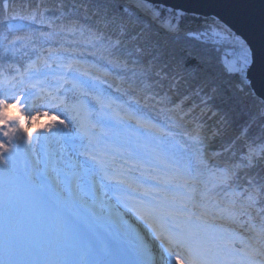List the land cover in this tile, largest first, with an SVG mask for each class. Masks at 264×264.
I'll return each instance as SVG.
<instances>
[{
    "label": "trees",
    "instance_id": "trees-1",
    "mask_svg": "<svg viewBox=\"0 0 264 264\" xmlns=\"http://www.w3.org/2000/svg\"><path fill=\"white\" fill-rule=\"evenodd\" d=\"M214 30L228 40L209 38ZM235 38L213 17L142 0H0V99L12 97L29 77L51 81L54 70L85 77L112 104L131 107L142 121L160 127L144 129L172 145L169 156L157 161L175 171L165 172L162 183L177 180L189 192L188 182L200 183L207 209L224 205L231 188L259 185L264 218V103L243 73L225 66V57L230 60L237 48ZM249 146L260 149L255 163L227 183L211 177L214 165L238 163ZM23 153L14 151L9 168H0V264H37L29 257L46 254L62 264L57 249L66 227L56 222L37 175L24 182ZM208 153L214 154L209 164ZM51 159L45 157L41 171L51 168L56 178L58 166ZM261 226L243 248L250 260L249 253L264 249ZM235 232L228 228L230 235ZM74 245L64 244L69 251Z\"/></svg>",
    "mask_w": 264,
    "mask_h": 264
},
{
    "label": "rangeland",
    "instance_id": "rangeland-1",
    "mask_svg": "<svg viewBox=\"0 0 264 264\" xmlns=\"http://www.w3.org/2000/svg\"><path fill=\"white\" fill-rule=\"evenodd\" d=\"M207 36L216 42L228 40L225 34L215 30ZM235 40H237L239 47L232 51L228 66L244 74L250 63L249 52H247L246 46H242L239 38H235ZM235 53L237 54L235 55ZM51 74L54 83L50 85L45 80L42 83L53 88L61 85L58 88L60 95L66 96L69 101L81 100L87 105L92 121L98 126L97 131L99 132L100 128L104 130V134L101 136L100 148L103 147L108 150V152L102 151L103 160L108 166L107 176L105 170H102L100 166H93L92 159L85 154L92 151V149L86 146L87 142L85 140L79 138L65 136L62 141L58 142L55 134L50 137L45 136L47 133L38 134L39 141L37 142L34 137L32 149L23 153L24 159L20 162H22L21 166L25 171L22 175L24 182L32 183L31 176L37 175L39 183L41 186L44 185L45 191L51 196L48 200L49 197L45 194V200L50 201L51 207L55 208L58 213L57 216L55 215L56 222L61 220L66 226L67 235L61 240L64 244H67V242L71 245H74L75 242L78 243L72 246L73 250L71 251L64 244L57 249L62 264H173V258L164 243L159 241L160 238L155 232H151L146 221L139 218L131 211L130 207L124 206L125 203L131 204L140 199H145L150 200L153 205L163 204L170 207L185 218L187 214L191 213L192 208L187 202V190L183 188L185 187L184 184H182L183 187L179 183L175 185L161 184L157 187L147 179L155 176L163 177L164 172H169L166 168L157 166L153 161L154 158L162 159L166 154L170 144L168 139L167 148L164 151L161 142L153 138L154 136L148 135V132L141 128H136L134 125L117 119L124 114L140 119L129 107L124 109H119L116 106L109 107L111 108L109 115L114 114V120L108 118L101 121V116L105 114L104 107L107 102L114 101L112 98L106 94L96 92L90 85V81L88 82L81 77L76 78L72 74H63L59 71H52ZM31 82H34L32 77L28 80V86L21 85L17 87V93L15 94L17 98L23 97L22 104L27 105L25 109L27 114L35 115L37 111H52L53 109L43 99L44 94L30 87ZM74 85L77 87H74ZM39 96L40 99H37ZM99 101H103L104 105ZM59 115L66 116V113L61 109ZM33 131L35 132V129ZM105 134L109 135L104 136ZM105 138L109 139L110 142L108 140L103 141ZM25 143H27L26 140ZM46 145L50 148V152L46 153ZM256 148L249 146L240 163H248L250 160H254V156L260 152V149ZM33 150L36 157H38V164L34 159ZM213 155V153H208L206 156L207 164L214 158ZM45 156H50L51 160L58 166V177L55 178L51 173L41 171V164L45 162ZM109 161L115 165L110 167ZM222 166L223 164L218 163L212 168L211 177L217 182L223 179L218 176ZM232 167L235 169V165ZM230 172L234 171L225 173L229 175ZM141 173H144V175H141ZM109 177L115 178L110 179ZM133 177L136 182L141 184L137 189V193L127 190L124 187L126 183L122 182V180L127 181ZM149 187L153 188L154 191L150 195H145L144 189ZM246 187L248 190H243V192H236L234 188L228 191V197L232 198L230 205L233 210L229 213L228 210L224 211L226 217L236 216V221L239 223V210L245 209L246 205H251L252 207H250L253 209L251 211L254 221L240 217L238 226L241 229L237 227V224L228 223L229 226L232 225L238 228L234 235H230L228 227L222 225V221L219 219L223 217L216 216L214 220H208L206 225L191 219L194 227L206 231L213 238V251L217 254V259L235 261L236 264L241 261L247 264L250 259L241 251H232L227 244L225 245L222 241V232L227 240L231 239L239 243L243 240V245H247V241L249 243L255 241V235L259 234V225L262 223L260 213L255 214L256 211L261 210L256 205L260 193L259 185L251 184ZM191 191L194 198L199 197L196 195L195 190ZM33 193L34 191L29 192V196L31 197ZM188 195L190 198L191 194L188 193ZM125 196L133 197V199L126 201L123 199ZM176 196L179 198L178 201H175ZM152 197H155V199H152ZM249 197L252 199H249ZM190 204H192V201ZM222 206L226 208L222 204H219L216 208ZM115 211H118L122 218H114L113 212ZM227 214L229 215L227 216ZM165 220L171 225L173 218L165 217ZM256 222L257 224L261 223L255 226ZM251 227H255L256 231H251ZM74 236L78 238L74 239ZM86 247L89 249H85ZM33 253L37 255V253ZM26 256L28 255L23 252L22 257ZM29 259L32 262H37V264H54L58 261L56 259L51 260V257L49 258L47 254L39 258L32 256ZM77 260L79 261L77 262Z\"/></svg>",
    "mask_w": 264,
    "mask_h": 264
},
{
    "label": "snow or ice",
    "instance_id": "snow-or-ice-1",
    "mask_svg": "<svg viewBox=\"0 0 264 264\" xmlns=\"http://www.w3.org/2000/svg\"><path fill=\"white\" fill-rule=\"evenodd\" d=\"M224 63L225 66L229 65L230 61L227 57H225ZM30 87L38 90L39 93H43V99L53 110L37 111L35 115H28L25 111L27 105L22 104L23 97L12 96L8 99H0V168H9L14 151L32 149L34 137L38 142V134L47 133L46 137L55 134L58 142L62 141L65 136L85 140L86 146L92 149L85 154L95 160L96 164L105 170L107 176L108 166L97 155V152L103 151L100 149V145L104 130L100 128L99 132L97 131L98 126L92 121L87 105L81 100L69 101L66 96L60 95L58 88L61 85L53 88L44 83L31 82ZM74 87L77 86L74 85ZM99 102L104 105L103 101ZM61 109L66 113V116L59 115ZM137 123L139 124L140 121ZM45 151L46 153L51 151L47 145ZM33 156L38 164L39 160L34 150ZM47 171L51 172L52 169L49 168ZM152 178L165 182L162 177L155 176ZM122 182L126 183L133 192L141 186L134 177L127 181L122 180ZM153 191L154 189L151 187L144 189L145 195H150ZM123 199L130 201L133 197L125 196ZM249 199L252 198L249 197ZM124 206L130 207L131 211L139 218L147 221L153 227L156 235L163 241L173 258V264H236L235 261L217 259V254L213 251V238L206 231L194 227L190 218L184 219L181 214L170 207L163 204L153 205L150 200L145 199H140L131 204L125 203ZM113 216L116 219L122 218L118 211L113 212ZM166 216L173 217L171 225L166 222ZM250 230L256 231L255 227H251ZM261 233L264 234V218H262ZM225 243L232 251H243V249H235V240H226ZM240 243L243 244V240ZM249 255L253 258L247 264H264V249L254 250ZM256 255H260L261 259L256 260L254 258ZM239 264H244V262L241 261Z\"/></svg>",
    "mask_w": 264,
    "mask_h": 264
},
{
    "label": "water",
    "instance_id": "water-1",
    "mask_svg": "<svg viewBox=\"0 0 264 264\" xmlns=\"http://www.w3.org/2000/svg\"><path fill=\"white\" fill-rule=\"evenodd\" d=\"M188 15L213 17L247 47L245 71L252 93L264 103V0H142Z\"/></svg>",
    "mask_w": 264,
    "mask_h": 264
},
{
    "label": "bare ground",
    "instance_id": "bare-ground-1",
    "mask_svg": "<svg viewBox=\"0 0 264 264\" xmlns=\"http://www.w3.org/2000/svg\"><path fill=\"white\" fill-rule=\"evenodd\" d=\"M227 36V35H226ZM237 47H239V44H237ZM249 58H250V56H249ZM246 71V70H245ZM245 71H244V74H245ZM123 117H125L126 119H130L132 122H133V124H135V126H141V127H143V128H153L151 125H152V122L151 121H149V120H144V121H142V119H135V118H132V117H130V116H127V115H123ZM137 121H140V123L138 124L137 123ZM149 123H151V124H149ZM142 124H144V125H142ZM154 130V129H153ZM261 146V145H260ZM256 147H258V146H256ZM248 148V147H247ZM247 148H246V150H245V152H247ZM254 148V147H253ZM262 148V147H261ZM264 148V147H263ZM257 153V152H256ZM255 158H256V156H254V160H250L248 163L246 162H244L243 163V167H247L248 165H250L251 164V162H255ZM235 165V169L232 167V166H234ZM229 167H231V168H229ZM239 167H238V164H237V162H234V163H223V166H222V169L220 170L221 172H219L218 173V176L219 177H221V178H223L222 179V181L223 182H230V181H232L233 180V178L235 177V175H236V172H238L239 171ZM224 170V171H223ZM229 171H234V172H230V174L229 175H227L225 172H229ZM192 186V185H191ZM191 186H188V188H190ZM196 189H197V191L199 190L198 189V187H196ZM234 190L235 191H242L243 192V190L244 191H246V190H248L247 189V187L246 186H244L243 188H241V189H238V188H234ZM197 196H199L197 199V202H198V204H197V207L200 209V212L201 213H204L205 214V212H208L209 213V211L211 210V209H207V208H205L204 206H203V203H201L202 202V200H200L201 198H202V191H199L198 193H197ZM232 196V195H231ZM253 201V200H252ZM256 205L258 206V207H260V203H259V199L258 200H256ZM247 207L245 208V209H241V210H239L240 212L238 213L239 214V224H240V217H245V218H248L249 220H252V221H254L253 220V213H252V211L251 210H253L251 207V205H246ZM251 206V207H250ZM251 208V209H250ZM259 209H261V207L259 208ZM254 211H256V210H254ZM260 213V217L262 218V211L261 210H258V211H256L255 212V214H259ZM255 214H254V216H255ZM216 216H218L219 218H221V217H223L222 219H219L220 221H222V225H226L228 228H233V226L231 225V226H229L228 225V223L229 222H231V223H233L232 222V220H230V218L229 217H226V215L224 216V214L222 213V212H219L218 214H215V217ZM235 219H236V216H235ZM257 219V218H256ZM261 223V222H260ZM259 223V224H260ZM234 224V223H233ZM259 224H257V222L255 223V226L256 225H259ZM236 225V224H235ZM259 227H260V225H259ZM230 228V229H231ZM241 229V228H240ZM245 231V230H244ZM244 234V233H243ZM247 243H248V241H247Z\"/></svg>",
    "mask_w": 264,
    "mask_h": 264
},
{
    "label": "built area",
    "instance_id": "built-area-1",
    "mask_svg": "<svg viewBox=\"0 0 264 264\" xmlns=\"http://www.w3.org/2000/svg\"><path fill=\"white\" fill-rule=\"evenodd\" d=\"M247 48V47H246ZM247 52H248V49H247ZM237 53H235V55H236Z\"/></svg>",
    "mask_w": 264,
    "mask_h": 264
}]
</instances>
